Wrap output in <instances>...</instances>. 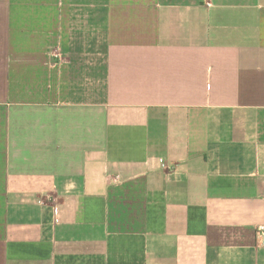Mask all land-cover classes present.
Listing matches in <instances>:
<instances>
[{
    "label": "crops",
    "instance_id": "obj_1",
    "mask_svg": "<svg viewBox=\"0 0 264 264\" xmlns=\"http://www.w3.org/2000/svg\"><path fill=\"white\" fill-rule=\"evenodd\" d=\"M209 2L0 0V264H264V0Z\"/></svg>",
    "mask_w": 264,
    "mask_h": 264
},
{
    "label": "built area",
    "instance_id": "obj_2",
    "mask_svg": "<svg viewBox=\"0 0 264 264\" xmlns=\"http://www.w3.org/2000/svg\"><path fill=\"white\" fill-rule=\"evenodd\" d=\"M207 2L208 5H210L209 0H205ZM56 56H58V54L56 53ZM258 237H259V241L261 242V244H264V226H260L258 228Z\"/></svg>",
    "mask_w": 264,
    "mask_h": 264
}]
</instances>
